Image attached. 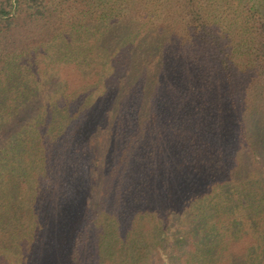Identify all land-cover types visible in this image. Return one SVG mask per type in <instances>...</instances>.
<instances>
[{"label": "trees", "instance_id": "16d2710c", "mask_svg": "<svg viewBox=\"0 0 264 264\" xmlns=\"http://www.w3.org/2000/svg\"><path fill=\"white\" fill-rule=\"evenodd\" d=\"M49 257L264 264V0H0V264Z\"/></svg>", "mask_w": 264, "mask_h": 264}, {"label": "rangeland", "instance_id": "374dc122", "mask_svg": "<svg viewBox=\"0 0 264 264\" xmlns=\"http://www.w3.org/2000/svg\"><path fill=\"white\" fill-rule=\"evenodd\" d=\"M61 251V250H60ZM59 251V252H60ZM59 252H58V254H59ZM51 256L53 255V256H57V259H58V254L55 252V248H54V246H52V248H51V250H50V253H49ZM87 258V257H86ZM155 258H151V264H156V262H157V260H154ZM56 261H55V259L53 258V257H49V262H48V264H54Z\"/></svg>", "mask_w": 264, "mask_h": 264}]
</instances>
